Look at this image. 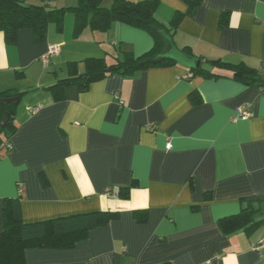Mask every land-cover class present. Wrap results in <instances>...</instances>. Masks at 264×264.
<instances>
[{
    "label": "crops",
    "instance_id": "1",
    "mask_svg": "<svg viewBox=\"0 0 264 264\" xmlns=\"http://www.w3.org/2000/svg\"><path fill=\"white\" fill-rule=\"evenodd\" d=\"M187 10L183 0H160L157 15L168 24ZM223 13L228 21L221 27ZM74 23L67 12L63 30L51 23L42 42L31 28L20 29L13 44L0 32V92L23 93L13 115L16 131L7 139L0 125L9 146L0 150V234L6 201L19 197L25 223L117 213L73 237L72 247L29 244L24 264H264V249L257 248L264 202L249 201L264 200V91L211 62L264 70V0H202L180 21L176 46L222 77L174 63L111 75L85 91L68 86L56 101L47 87L70 74L71 62L82 74L87 58L110 62L120 44L137 56L154 46L150 34L125 23L78 37ZM51 45L60 52L45 64ZM239 110L248 116L234 120ZM122 188H129L128 198ZM250 205L260 206L263 223L250 232H224L222 220Z\"/></svg>",
    "mask_w": 264,
    "mask_h": 264
},
{
    "label": "trees",
    "instance_id": "2",
    "mask_svg": "<svg viewBox=\"0 0 264 264\" xmlns=\"http://www.w3.org/2000/svg\"><path fill=\"white\" fill-rule=\"evenodd\" d=\"M105 1L78 0L76 6L56 7L45 1L34 4L27 0H0V32L3 33L8 44L16 42L18 32L22 28H31L36 42L44 41L51 23H55L59 31L63 30L65 16L69 11L75 15L74 30L76 37L82 35L87 29L100 33L109 32L115 23H125L142 29L153 37L154 46L141 56H137L131 50L121 49L120 44L118 49L121 50V53L118 52L112 63L108 62L106 58H87L84 61L87 70L82 74L73 70L78 62H71L69 64L70 74L47 87L56 101L64 99V89L68 86L77 85L80 90L85 91L91 83L111 75H130L138 70L178 63L165 57V54L171 49L172 44H175L174 34L182 18L185 15H194L202 3V0H183L188 6L187 13L177 12L167 24L157 15L160 0H142L139 2L113 0L110 5H106ZM227 21L228 13H223L220 26H225ZM186 50L182 51L189 56L196 57L189 49L186 48ZM199 59L201 60V58ZM211 62L219 69L230 71L233 79L248 86L260 87L264 91V70L253 69L243 63L231 64L220 60ZM191 71L194 74L207 77L223 76L201 66L199 69ZM21 95L23 93L15 90L0 92V125L3 126L2 129L7 139L16 131L13 115L17 107L13 103H6V99ZM192 100L194 103L200 102V96L193 93ZM5 117L8 118L6 123H4ZM3 142L0 136V150L2 146L8 151V143ZM120 194L122 197L128 198L129 188H122ZM249 201L264 202L260 198ZM259 207L250 205L244 208L240 214L223 219L221 222L222 229L227 234H232L240 230L250 232L259 227L263 223V219H257L258 215L261 214ZM116 215V212L99 211L64 216L48 221L25 223L22 221L20 198L8 199L4 207L5 230L0 234V264H24V250L33 242L44 247H72L76 240L73 237L77 234L107 225Z\"/></svg>",
    "mask_w": 264,
    "mask_h": 264
},
{
    "label": "water",
    "instance_id": "3",
    "mask_svg": "<svg viewBox=\"0 0 264 264\" xmlns=\"http://www.w3.org/2000/svg\"><path fill=\"white\" fill-rule=\"evenodd\" d=\"M165 57L170 60H174L180 64L186 65L190 70H197L201 66V60L197 57H192L180 50L175 44H172L171 49L165 54ZM182 58V59H178ZM21 100L20 96L6 99V103H13L18 105ZM8 120L7 117L4 118V123ZM1 133V130H0Z\"/></svg>",
    "mask_w": 264,
    "mask_h": 264
},
{
    "label": "built area",
    "instance_id": "4",
    "mask_svg": "<svg viewBox=\"0 0 264 264\" xmlns=\"http://www.w3.org/2000/svg\"><path fill=\"white\" fill-rule=\"evenodd\" d=\"M60 52V46L59 45H51L49 47V51L46 55L43 56L42 60L45 64L49 63V57L51 55L58 54ZM248 116V112L246 110H239L237 114L233 117L234 120H238L240 118H246ZM167 149L171 148V142L169 141L166 145ZM258 249H264V238H262L257 246Z\"/></svg>",
    "mask_w": 264,
    "mask_h": 264
},
{
    "label": "rangeland",
    "instance_id": "5",
    "mask_svg": "<svg viewBox=\"0 0 264 264\" xmlns=\"http://www.w3.org/2000/svg\"><path fill=\"white\" fill-rule=\"evenodd\" d=\"M114 48V47H113ZM114 54H113V56H112V54H110L111 56H112V61H110V63H112L114 60H115V58L114 57H116L117 55H118V52H119V54L121 53V50L120 49H118V48H114ZM178 59H182V58H178ZM183 60V59H182Z\"/></svg>",
    "mask_w": 264,
    "mask_h": 264
}]
</instances>
